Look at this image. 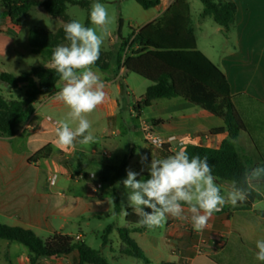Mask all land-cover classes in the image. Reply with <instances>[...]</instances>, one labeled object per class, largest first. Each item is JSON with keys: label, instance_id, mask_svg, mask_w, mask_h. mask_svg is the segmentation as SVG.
<instances>
[{"label": "crops", "instance_id": "obj_1", "mask_svg": "<svg viewBox=\"0 0 264 264\" xmlns=\"http://www.w3.org/2000/svg\"><path fill=\"white\" fill-rule=\"evenodd\" d=\"M190 1L187 0L189 10ZM224 1L236 8L233 26L226 30L232 34L233 46L217 52L209 50L217 57L215 63L198 47L195 34L194 37L196 48L227 80L233 108L243 123V131L233 143L246 171H250L264 166V0ZM173 2L160 0L156 7L145 10L141 27L158 19ZM3 27L10 29L17 40V23L0 17V38L6 31ZM215 30L223 29L218 26ZM11 47L16 49L15 43ZM124 53H129L126 47ZM12 57L14 63L22 58L18 51ZM93 70L105 83L106 93L104 103L86 116L94 142L80 144L78 138L73 146L57 143L56 128L60 122H69L73 129L78 124L68 116L70 109L54 99L63 87L61 80L53 93L36 99L33 114L16 127L12 136L0 137V224L29 229L42 239L58 233L86 243L85 229L100 239L95 224L100 225L105 216L115 215L114 192L109 184L98 185L89 175L98 176L101 170L118 165L131 152L125 177L130 169L140 174L137 179L146 180L150 178L148 166L152 156L166 158L189 144L215 149L227 138L226 133L209 134L225 128L220 117L184 99H155L147 107L138 106L135 100L142 101L149 83L123 67L118 68L114 59L106 70ZM2 86L0 83V96ZM5 89L8 94L18 92L13 98L22 93L12 87ZM143 123L151 126L153 134L164 142L161 147L150 146L144 140ZM170 138L173 140L169 141ZM142 156H147L143 163ZM50 176H55L53 183L48 181ZM216 183L222 194L232 184L219 179ZM258 188L253 191L260 200L247 198L236 206L225 204L212 215L202 232L194 231L190 220L171 216L162 227L131 232L130 238L147 261L120 254V240L113 247L110 237L107 245L102 247L100 241L94 249L100 250L109 264H262L255 258V241L264 238V181ZM123 210L118 214L124 224L111 223L110 235L117 234L118 228H131L124 220ZM29 259L21 244L0 240V264H30ZM76 262L77 254L72 252L61 257H40L34 264Z\"/></svg>", "mask_w": 264, "mask_h": 264}, {"label": "trees", "instance_id": "obj_2", "mask_svg": "<svg viewBox=\"0 0 264 264\" xmlns=\"http://www.w3.org/2000/svg\"><path fill=\"white\" fill-rule=\"evenodd\" d=\"M143 10L156 7L160 0H133ZM203 6L202 17H210L215 24L225 30L233 26L236 8L224 0H199ZM77 5L88 10V0H2L0 17L9 19L13 24L25 16L32 8L41 7L49 16L59 18L64 23L72 21L66 14L67 5ZM87 17L85 26L88 27ZM27 43L33 54L39 55L43 63L31 67L17 76L0 72V83L22 90L16 98L5 99L0 96V137H9L16 127L25 122L34 112L33 104L42 95L53 93L60 81L59 75L51 64V56L58 45L68 44L63 26L54 32L30 29ZM129 53H124V48ZM149 83L141 102L147 107L155 99L181 98L201 106L209 113L220 117L224 129L209 131L211 135L227 134L217 148L186 145L183 148L189 157L207 156L216 179L243 184L246 169L239 159L233 141L243 131V123L233 108L229 85L223 73L197 48L190 10L187 0H174L171 6L154 22L132 31L131 37L123 41L122 47L114 54L100 50V56L93 68L106 70L111 61ZM47 66V67H46ZM123 88L122 83H120ZM163 150V149H161ZM41 154V152L39 153ZM131 152L127 153L116 166L107 167L98 173L100 183L109 184L114 192L113 213L121 211L115 185L126 175V165ZM253 190L249 200H260ZM187 206V205H185ZM144 211L150 212L146 208ZM124 220L131 228H118L121 245L119 253L147 261L136 243L130 238L131 232L145 230L138 221L141 217L133 209L123 210ZM139 226V227H134ZM113 225H107L101 235V246L109 243ZM0 240L15 242L24 246L30 264L40 257H61L72 252L77 254L76 264H109L100 250L82 241H74L65 234H53L46 239L37 236L29 229L0 224Z\"/></svg>", "mask_w": 264, "mask_h": 264}, {"label": "clouds", "instance_id": "obj_3", "mask_svg": "<svg viewBox=\"0 0 264 264\" xmlns=\"http://www.w3.org/2000/svg\"><path fill=\"white\" fill-rule=\"evenodd\" d=\"M108 19L102 3L91 5L93 25L103 26ZM63 30L68 44L54 49L51 64L63 81V87L54 99L70 109L71 120L78 121L75 129L67 121L60 122L56 128L57 143L68 147L78 138L80 144L94 142L86 116L104 103L106 93L105 83L93 70L100 56L102 35L97 34L96 28L86 27L76 20L65 23ZM146 160L147 156L141 157V163ZM148 172L150 178L137 179L140 174L129 169L122 183L127 189L128 206L141 217L138 223L149 230L162 227L171 216L190 220L193 230L202 232L214 213L221 211L227 203L232 206L243 203L250 191H258V185L264 181V166H256L244 173L242 185L233 181L222 194L208 157H189L184 148L166 158L152 156ZM145 207L151 211H144ZM255 246V258L264 264V238L257 239Z\"/></svg>", "mask_w": 264, "mask_h": 264}, {"label": "rangeland", "instance_id": "obj_4", "mask_svg": "<svg viewBox=\"0 0 264 264\" xmlns=\"http://www.w3.org/2000/svg\"><path fill=\"white\" fill-rule=\"evenodd\" d=\"M0 0V12H1ZM88 10L77 5H67L66 14L71 20H76L85 25L87 17L89 18L88 27H94L98 35H102L103 44L102 51L115 53V48L119 43L131 37L132 31L137 30L145 22L146 12L133 0H88ZM95 2L102 3L108 12V23L103 26H96L91 23L90 10L91 5ZM203 6L199 0L190 1V18L191 26L194 29V34L197 40L198 47L207 54L215 63L217 62L216 55L210 54L209 50L221 51L223 47L233 46L232 34L227 33L226 30L216 32L217 24L210 17H202L201 13ZM8 23H9V19ZM17 40H14L13 32L7 27H3L6 31L2 32L3 37L0 38V47L2 55L0 57V72H6L16 75L20 72H25L29 66H36L43 63V59L36 54H33L27 43V35L30 29H41L48 32H54L57 28L64 26V22L59 18L49 16L41 7L32 8L25 16L18 19ZM3 25V24H2ZM12 27V26H10ZM225 37L229 40L225 42ZM15 43V48L11 47ZM66 45V44H63ZM19 52L22 58L18 63L13 62L12 55ZM1 92L5 98H13L17 91L10 92L5 89H11L10 86L2 84ZM137 94L140 92L136 91ZM12 93V94H11ZM18 93V92H17ZM19 94H22L19 92ZM123 147L125 145L122 144ZM126 179V177L124 178ZM123 179V180H124ZM141 179V178H140ZM122 180V181H123ZM122 181L117 185L116 192L119 199V206L123 210L128 206L127 189L124 187ZM118 223L120 226L124 224L119 214L109 215L103 217L100 225L95 224L98 234H101L103 229L111 224ZM85 240L93 248H98L100 244L99 236H93L85 229ZM112 240V246L115 247L119 240L118 234L109 236Z\"/></svg>", "mask_w": 264, "mask_h": 264}, {"label": "built area", "instance_id": "obj_5", "mask_svg": "<svg viewBox=\"0 0 264 264\" xmlns=\"http://www.w3.org/2000/svg\"><path fill=\"white\" fill-rule=\"evenodd\" d=\"M142 131H143V135H144V140L150 145V146H153V147H161L164 142L159 138V137H156L153 132H152V128L151 126H149L148 124L146 123H143L142 124ZM173 140L172 138L169 139V141ZM181 144H179L180 146ZM89 177L91 179H94L98 185H99V178L98 176H95V175H89ZM55 180V176H50L48 181L49 183H53ZM75 240H79L78 237L75 238Z\"/></svg>", "mask_w": 264, "mask_h": 264}]
</instances>
